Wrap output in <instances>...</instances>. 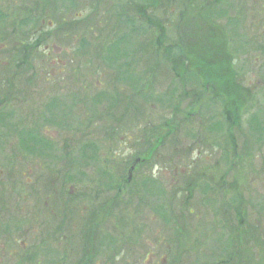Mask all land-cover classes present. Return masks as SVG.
I'll return each mask as SVG.
<instances>
[{
	"label": "rangeland",
	"instance_id": "1",
	"mask_svg": "<svg viewBox=\"0 0 264 264\" xmlns=\"http://www.w3.org/2000/svg\"><path fill=\"white\" fill-rule=\"evenodd\" d=\"M24 1L0 0V12L4 10V17L0 18L1 28L4 25L7 30L9 25V32L13 31L24 25L23 21L21 25L20 20L26 22L23 26L25 31L36 28L34 22L40 18L36 14V4L20 17V10L27 7L23 4ZM48 1L56 6L58 19L62 17L69 20L68 26L64 25L62 31L61 24L57 22L52 38H38L37 44L25 48V52L16 46L12 56L9 54L11 45H3L5 38L0 37V100L6 97L5 105L0 106V168H5L6 161L14 163L10 170H2V177L14 170L18 173L24 168V175L17 177L11 174L17 180L14 184L16 193H12L8 187V201L0 194L1 204H17L11 207V215L14 216L10 217L12 220L0 212V264H56L63 252L68 251L71 252L69 264H74L78 253H82L76 242L71 241L68 246H64V242L51 237L50 217L39 212L40 204L50 207L51 202L57 205L66 203V198H72L79 191L73 190L69 184L64 185L73 176L54 177V171L59 169L60 163H67L70 154L82 163L78 168L84 175H78L82 182L77 181L76 186L81 183L88 186L80 189L89 204L88 210L107 215L111 212L106 226L98 231V254L91 256L95 259L93 264H195V259L200 261L198 264H264V235L249 239L247 242L251 244L247 251L237 244L232 253L235 261L230 259L227 245L223 248L227 243V236L223 234L224 230H221L216 215L219 213V219L225 217L229 232L234 226L233 215L237 213L231 208L234 209L236 201L241 197L245 201L244 213L250 216L252 212L250 220L255 223L252 225L258 222L264 229V0H215V14L209 19L204 5L197 8L202 0H193L194 9H189L190 15L186 16L185 25L181 23L184 22L183 19L175 18L174 24L169 28L166 38L168 41L164 42V38L157 36V30V44L154 39L156 47L153 44L155 48L152 49L153 61L158 59L164 63L166 59L163 57L169 44L180 42L185 34L197 35L198 39H187L195 44L187 43L186 55L191 60V67L178 64L174 73H171L169 66L164 63L165 67L161 62L160 68L151 75L154 79L149 78L148 83L144 73H147V67L152 66V54L145 53V41L154 34L158 26L156 18H148L151 13L148 4L151 0H127L128 9L123 7L129 11L121 18L118 5L121 0H100L96 7L91 2L95 0ZM164 1L166 0H159ZM122 2L125 4V0ZM136 5L138 8H134ZM157 12L161 21L165 15L160 9ZM71 25H74V32L69 29ZM148 25L153 29L149 30ZM49 27L53 28L54 25ZM123 37V42L115 43ZM216 41L222 43L217 45ZM112 43L115 45L109 46ZM118 45L119 50L126 49L127 57L122 55L120 58L114 48ZM47 48L51 51L43 53ZM47 53L48 60L42 62L41 59ZM104 54L109 59L103 60ZM204 58L206 63H202ZM128 61H138L139 66H128ZM200 64L204 67L201 68ZM107 66L115 67L116 71ZM162 67L170 73L161 74ZM192 70L201 80L195 72H190L199 81L196 83V78H189L193 85L189 83L187 90L195 89L199 93L203 91L205 96L195 107H190L188 112L190 101L181 105L184 112L179 110L175 114L176 118H173V109L167 105L178 104L180 74ZM15 72L21 73L14 79L16 89L11 84ZM133 74L138 77V81L134 79L135 85L140 81L139 84L143 82L144 85L151 86L141 88L137 84V88L141 89L140 96L132 93L136 90L135 85L125 91L120 89L121 77ZM5 78L9 84H4ZM202 81L206 84V90L199 85ZM7 90L11 97H3L8 94ZM149 92L159 95L166 105L161 102L150 105L146 103L145 99L150 98ZM129 100H135L133 105L140 110L148 109L155 120L153 124L174 119L173 122L169 121V128L164 132L152 136L154 141L145 137V146L140 145V149L162 142L163 137L167 138L174 128L172 126L177 123L183 125L182 128H174L168 138L176 155L171 162H164L158 156L159 153H166L164 157L170 158L171 147L164 144L153 160L142 161L130 173L136 160L129 159L136 155V148L139 147L136 142L149 120L141 122L137 129L132 121L135 112L131 107L126 109ZM104 114L107 116L101 118ZM252 118L255 119L251 124ZM80 125L84 127L81 128ZM16 127H19L17 133ZM239 127H242L243 134L235 131ZM77 130L78 133L75 132ZM186 131L197 133V141L194 138L186 141L187 137H191ZM18 132L23 134L19 136ZM38 132L44 142H50L51 147L48 144L46 146L40 137L34 139L40 145L36 148V155H31L23 148L20 156H24L22 158L25 165L20 168L17 160L19 157L13 155L16 150L14 148L19 144L20 137H32L34 133L38 136ZM225 138H231L234 145L238 146L233 154L228 149L229 162L221 156L223 150L218 147V144L226 142ZM75 142L80 146H74ZM243 142L247 143L246 149ZM180 155H183L182 158ZM124 159L127 165L122 188L118 194L108 193L105 187L108 175H114L116 180V176L120 174L115 171V166ZM170 163L173 169L168 166ZM100 169H104L106 172L102 173L107 175H100ZM196 173L198 178L194 176ZM151 175L153 177L149 178H155V181H148L145 185L146 177ZM130 176L131 181L128 182ZM188 177L191 182L186 180L187 186H196L193 190L195 194L190 198L194 199L192 206L195 205L196 210L192 209V216L191 213L190 216L187 214L186 222L184 219L177 222L176 214L179 215V210L176 207L182 204L181 198L185 195L189 199V189L183 192L182 188ZM12 181L8 177L0 180L1 183ZM56 181L61 182L64 187L57 188ZM115 183L111 181L112 185ZM18 184L24 186L20 187ZM165 188L167 199L173 201L175 198V201L169 203V209L159 206L163 203ZM179 188L181 193L175 195ZM133 191L138 192L136 195L144 199L140 201L148 203L149 208L138 206L139 200L133 195ZM223 193L225 197H222ZM198 197L199 200H196ZM121 198L125 201L121 211L116 206L112 210L108 208L110 212L101 210L109 201ZM226 203L234 205H227L225 209L221 205ZM18 204L21 206L20 210ZM24 209L31 211V217L36 215L37 222L35 231L28 233L26 239L24 233L30 225L15 217ZM62 209L64 213L73 212L67 206ZM224 209L225 216L221 214ZM45 211L47 210L43 209ZM62 217L64 218L63 214ZM69 221H75L76 230L79 229L77 227L83 225V210L70 213ZM90 223L88 221L87 226ZM53 225L56 227V223ZM8 227L11 232L16 227L20 228L14 235L15 241L19 243L17 246L12 243L7 246L3 244L5 235L2 234ZM176 229H179L177 235L174 234ZM60 234L65 236V230ZM177 236L185 258H181ZM217 240L219 246L216 245ZM25 250L29 251L28 254ZM9 252L12 258L8 255Z\"/></svg>",
	"mask_w": 264,
	"mask_h": 264
},
{
	"label": "trees",
	"instance_id": "2",
	"mask_svg": "<svg viewBox=\"0 0 264 264\" xmlns=\"http://www.w3.org/2000/svg\"><path fill=\"white\" fill-rule=\"evenodd\" d=\"M85 1H87V0H85ZM91 2L94 3L93 7H96V6H98L100 4V0H98V1L95 0V1H91ZM216 3L217 2L215 0H208V1L207 0H202V3L197 8H200V7H202L204 5V9L207 12V17L209 19L210 17H212V14H215ZM35 4L37 6L36 14H38V16L40 17L39 19H37V21H35L36 22V26H38V24H39L38 21L39 20H42L43 22L47 21V18H49V16L52 19L55 20V18H54L55 17V12L53 10L54 5L52 4V2H50L48 0H44V1L37 0V1H33L31 3L28 2V6L25 8V10H22V13H21L20 17H23L22 15L25 14L27 11H29V9H32V7H34ZM148 5H149V7L151 9V13H150V16H148V18L150 20H153L154 18H156L158 20V23H157L158 26H156V28H155V30H158V31H160L158 27H162V29H164V28H163V25L161 26V24H160V20H159L160 17H159V13L157 12V9H160L162 11V13L165 14V15L167 13H170V14L172 13V15H173L174 12H176L178 14V16H176V18L184 20V22H181L182 25H185L186 16L188 14L190 15L189 9H194L193 0H166L164 2H159V0H155V2H154V0H151ZM137 8H138V6H137ZM127 11H129V10L124 9L122 12H120L119 13L120 18L121 17H125ZM3 12H4V10H2L0 12V18L4 17ZM47 15H48V17H47ZM44 17H47V18H44ZM22 21H23V23H26L25 20H21V25H22ZM56 21L59 23V25L61 24L60 26L68 24V22H69L68 19H66V18L62 19V17L60 19H57ZM171 22L174 24V19H171ZM0 23H1V21H0ZM70 27L72 29L74 27V25H71ZM37 28L38 27H36L33 30H36ZM21 29H23V27ZM23 33L24 32H20L19 33L18 31H10V32H9V30L5 31L4 25H3V28H1V25H0V37L4 36V38H5L3 40L4 43H9V44H12V45H14L15 43H19L21 41V39H25L28 36V34H26V37H25V34H23ZM22 34H23V36H21ZM159 37L162 38L161 35ZM186 37H187V39H193V37L198 39L199 36L194 35V34H191V35L186 34ZM154 39H155V43L157 44L156 35L149 36L148 39L145 41V50H144L145 53L149 52L150 55L152 54V57H151L152 66L151 67L150 66L147 67L146 68L147 73H144V75L147 76L146 79L151 78V75H154L156 73V71H157L156 64L158 62V59L153 61L154 55H153V52H152V49L156 47V45L154 44ZM124 40H125V37L118 39L117 42H115V43L123 42ZM216 42H217V45L222 43L221 41H216ZM27 44H26L27 47H31V46L35 45L36 43L32 44V45H27ZM153 44L155 45V47H153ZM111 45H115V44L113 43ZM119 46L120 45L114 46V48H115V50H117V53L119 54L120 58H122V55H124V58L127 57L128 55H126V49H120L119 50V48H120ZM179 49L181 50V54L182 55H184V54L186 55L187 47L184 46V50H183V48H181L180 45H177V46H174V47L170 46L167 49L166 54H169L170 56L173 57V55L176 54V52ZM108 54H109V52H108ZM194 54L196 56V51L194 52ZM102 57H103V60L109 59V57H107L106 54H104ZM178 58H175V60H177ZM186 59L188 60V58H186ZM196 59H197V57H196ZM202 61H203L202 63H204V62H206V59L204 58ZM126 65H128V66L136 65V67H138L139 66V62L137 61L136 63H134V62L128 61L126 63ZM200 65H201V68L204 67L203 64H200ZM194 66L196 68H198L197 65L194 64ZM180 76H181V80L182 79L183 80L180 83V87H181L182 91H181V93H180V95L178 97V104L176 106L173 103L167 105V107H171L173 109L174 113L179 111V110H181V108H180L181 105H183L188 100H190V103H189L187 112L189 111L190 107H195L198 104L197 99L196 98H191V93L186 89L187 86H188V82H189L188 79L191 78V77H194V78H196V77L194 75H192V76L188 75V73H186V75L181 73ZM198 77H199V75H198ZM151 79H154V78H151ZM196 80L198 81L197 78H196ZM144 87L147 88V87H151V86L145 85ZM138 92H141V89H139ZM149 93H151V92H149ZM12 99H13V101H16V103H18L17 100H15L14 97H12ZM150 99L152 101H159V102L162 100V98L159 95H156L155 93H151L150 94ZM4 105H5V100L3 98V99L0 100V106H4ZM231 106H233V105H231ZM233 109L237 110V108H232V110ZM187 115H188V113L186 114V116ZM106 116L107 115L104 114V115L101 116V118L106 117ZM186 116L184 117V119L186 118ZM37 125H39V124H37ZM177 125H179V123H177ZM162 126L165 127L164 124ZM17 129H19V127L15 128V132H16ZM18 134L20 136L23 133L22 132H18ZM38 137H40L42 139V137L40 136L39 132H38V136H36V134L34 133L32 137H29V136H24V138L20 137V139L18 141L19 144L17 143L18 144L17 147L14 148V150L15 149L16 150L14 151L13 155H15L16 157L20 156V153L23 151V148L26 151H28L31 155H36V152H35V151H37L36 148L38 146H40V145L36 142V140L34 141V139H37ZM42 142H44V140ZM45 142H44V144L46 146L48 144V146L51 147V145L49 144L50 143L49 141H45ZM23 144H25L26 146L24 147ZM73 153H75V151ZM147 153H149V152L146 151V154ZM70 158H71V154H70V157H67V159H69V161L66 164L67 166H65L66 176L70 175L69 174L70 170L68 169L69 166L72 164V161L70 160ZM73 160H79V159L73 158ZM75 163H76V168L79 167V164L82 165L81 162H75ZM126 165H127L126 163L120 164L118 167L115 168V171L120 174V175L116 176V180L114 179V175H109L112 178V180L116 182L115 184H117V189L118 190L122 188L121 187L122 182L125 180L123 175H124V172H125ZM60 169H61V163L59 164V169L58 170L56 169V175L57 176L60 175ZM77 172L80 173V174H84V173H82L80 171L79 168H78ZM102 172H106V171L100 169V173L101 174H103ZM108 172H111V171H108ZM146 179H149L151 181V179L149 177H146ZM75 183L77 184V181H75ZM111 187H112V185L108 186V188H111ZM81 197H85V195H83V194L74 195V196H72V198L69 199V201H67V203L65 205L67 207L68 206L70 207L73 204V209L76 208V212H77L79 210V207H77L79 204L75 203L74 200L76 202H80V198ZM236 202H238L239 206L236 208V212L237 213L234 214V219H233L234 220V226L229 230V232L227 230V233H226V236H227L226 245L228 247V256L230 257V259L232 261H235V259L233 258L234 254H232V253L234 252L235 248L237 247V244L241 245L247 251V249L249 248V245L251 244V243L247 242L249 239L251 240V239H254V238H258V237L260 238V236L263 237V235H264L263 226L260 223H258V222H256L257 225H252V224H254V222H252L249 219V216L247 215V213H244V210H242V206L241 205L244 203V201L240 199V200H238ZM124 204H125V201H123L122 198L120 200H116L115 199L114 201H111L110 203H108L106 206H102V209L100 207V209L102 211H105V212L108 211V206H112V207L116 206L117 208L122 209L121 206H124ZM76 212H74V213H76ZM100 215H103V217L100 218ZM83 216H85V215L83 214ZM107 218H108L107 214H103V213H97L96 214V213L90 212V216H89V219H87V222L91 221V223L88 226H87L86 219L83 218V225L80 227L79 232H76V244L79 246V248H81L82 253L80 255L78 254L79 257H77L76 262L74 264H93V263H95V259L93 257H91V256H94V253L98 254V251L96 249V248H98V246L96 245L97 244L96 241H97V238L100 235V233L98 231H100L102 228H104L106 226V224H107L106 221L108 220ZM66 221L67 220H65V223H67V224H61V225H59L57 227L56 231L55 230L53 231V233H52L53 237H56V233H59V231L63 230L62 226H65V230L66 229H72V227L70 226L69 222H66ZM225 222H226V220H225ZM97 232H98V234H97ZM10 234H11L10 229H8V230H4L2 236L3 235L8 236ZM182 236H183V234H182ZM221 236H223V234ZM68 243H69V240H66L65 244H68ZM28 252L29 251H26L25 253L28 254ZM65 262H66V259L63 258L56 264H64Z\"/></svg>",
	"mask_w": 264,
	"mask_h": 264
},
{
	"label": "flooded vegetation",
	"instance_id": "3",
	"mask_svg": "<svg viewBox=\"0 0 264 264\" xmlns=\"http://www.w3.org/2000/svg\"><path fill=\"white\" fill-rule=\"evenodd\" d=\"M198 173V172H197ZM197 173L195 174V175H197ZM2 176H4V174L3 175H1L0 174V180H2ZM198 176V175H197ZM9 209V206H7V205H5V204H0V212H2V211H6V210H8Z\"/></svg>",
	"mask_w": 264,
	"mask_h": 264
},
{
	"label": "bare ground",
	"instance_id": "4",
	"mask_svg": "<svg viewBox=\"0 0 264 264\" xmlns=\"http://www.w3.org/2000/svg\"><path fill=\"white\" fill-rule=\"evenodd\" d=\"M25 24L26 23H24V25L23 26H25ZM253 119H255V118H252V119H250V121H251V124L253 123ZM242 127H239L238 129H236L235 131L236 132H239V133H242L243 134V132H242V129H241ZM251 130V129H250ZM244 136V135H243ZM246 136V135H245Z\"/></svg>",
	"mask_w": 264,
	"mask_h": 264
}]
</instances>
